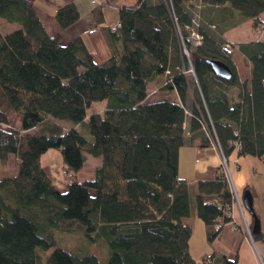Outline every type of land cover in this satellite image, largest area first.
I'll use <instances>...</instances> for the list:
<instances>
[{
    "label": "trees",
    "instance_id": "16d2710c",
    "mask_svg": "<svg viewBox=\"0 0 264 264\" xmlns=\"http://www.w3.org/2000/svg\"><path fill=\"white\" fill-rule=\"evenodd\" d=\"M196 3L226 6L231 16L239 13L264 30V0H137L120 8L119 28L105 29L110 56L98 62L83 38L63 41L62 32L81 19L76 3L58 7L59 32L50 34L32 0H0V19L19 26L0 30V161L19 160L17 174L0 180V264H101L95 254L77 252L88 251L80 243L58 247L57 231L104 238L107 264H197L193 227L184 221L191 215V186L179 178V154L197 144L220 147L228 159L235 151L264 159V43L239 45L253 63L252 79L231 102L206 62L226 63L236 84L225 40L201 25L195 30L202 45L187 39ZM103 10H93L96 26ZM180 36L190 58L182 55ZM190 69L195 92L185 73ZM153 86L176 92L180 102L148 101ZM103 101L102 113L88 114ZM16 115L20 128L11 124ZM54 149L71 176L64 192L41 163ZM87 155L102 163L92 179L78 181ZM197 189L196 212L213 243L233 223L234 194L223 166ZM254 239L262 243L263 233ZM203 264L238 261L213 253Z\"/></svg>",
    "mask_w": 264,
    "mask_h": 264
},
{
    "label": "crops",
    "instance_id": "0c3cea01",
    "mask_svg": "<svg viewBox=\"0 0 264 264\" xmlns=\"http://www.w3.org/2000/svg\"><path fill=\"white\" fill-rule=\"evenodd\" d=\"M32 1L36 7L39 17L44 22L50 34L59 32V28L55 21V13L58 7L66 3H76L81 14V19L73 27L62 32L63 41L68 43L76 38H83L84 42L87 44L88 48L93 53L95 59L98 62H101L110 56L109 48L106 44L105 39V29L109 28L110 26H114L119 21V10L122 6H134L137 3V0ZM97 6H103L104 9L103 23L99 26H96L97 18H95L98 12L93 13V10ZM192 10L194 14H199L205 24H211L212 29L219 35V38L227 40L228 43H238V45L250 42L264 43V30L261 28L257 31L255 30V28H252L254 26V20L243 19L242 17H240L239 13H232L231 16V10L226 6H207L201 3H196L195 7ZM206 13L209 14L206 15ZM260 18L264 22V13L261 14ZM246 28L248 30H246ZM232 60L236 66L238 80L236 84L232 83V80L223 82L222 84L223 88L226 90L229 100L231 102H236L239 100L240 84L246 83L248 86L250 85L252 79L253 63L248 60L240 51L239 46L235 47ZM158 91L159 93L163 94L168 92L162 90L160 91V89L156 86H153V88L150 89L151 95L158 93ZM173 93H175L176 98H178L173 101L180 102L177 93ZM147 100H150V96ZM185 126L188 127V124H185ZM57 155L54 151L52 152L51 150H49L42 156V167L46 173L48 170L47 166H50V170L52 169L51 167H53L54 169H56V172L59 171L61 173V171L59 170L60 166H55L53 163L54 158ZM88 157L89 156L87 155V160ZM249 157L250 156L238 157L235 151L229 158L231 177L234 182V189L242 199V205L245 208L246 218H244L240 205L238 207L237 204H234L232 209L233 223L226 225L217 240L213 243H210L208 241L205 223L203 224V222L200 221L196 217V215H194L193 220L187 222L193 227L192 238L194 236L195 230H199L202 231L203 235L206 236L208 243H210V245L206 244L208 247V249L206 248L207 252H200L203 256V259L206 256H210L214 253L217 256H227L232 260L236 259L238 261V264H259L257 255L255 251H253L251 242L249 241L245 233L246 223L252 225L253 218L244 205L243 194L246 190H251V193L255 200L261 197L263 185L262 179L264 176V159H259L260 161H257L256 159H249ZM96 159L99 160V164L97 165V167H99L102 163L101 158ZM235 160H238V166L234 163ZM45 162L47 164H45ZM221 163V155L219 151L213 146L208 148H202L197 144L195 146H185L181 149L179 154V178L187 181L191 186V193L193 192V194L197 195V183L199 181L213 180L215 178L216 171L220 167ZM62 165H64V163L61 160V166ZM52 174L55 173L52 171ZM64 180L65 179H63L62 177V181H58L59 186L53 181L52 183L59 191H66L67 187H65ZM192 238L190 241V250L193 257L195 258L192 247V245L194 244L192 243Z\"/></svg>",
    "mask_w": 264,
    "mask_h": 264
},
{
    "label": "rangeland",
    "instance_id": "374dc122",
    "mask_svg": "<svg viewBox=\"0 0 264 264\" xmlns=\"http://www.w3.org/2000/svg\"><path fill=\"white\" fill-rule=\"evenodd\" d=\"M151 1L153 3H156L157 0H151ZM208 14L209 13H206V15H208ZM193 17H194L193 22L195 24H194V27H192L190 30H192V29L195 30V28H197L201 25V27H204L206 29V32L209 33L210 36H212V37L214 36L216 39H221V38H219V35L212 29V27H210L208 24L204 23V21L201 19V17L199 16L198 13L194 14ZM18 28H19L18 24L8 23L4 19H0V30L3 31L4 33L13 32L14 30H16ZM252 28H255V26H253ZM246 30H248V29L246 28ZM255 30L258 31L259 29L255 28ZM180 38H181L180 40L182 42V37L180 36ZM225 43H226V48L231 52V57H233L235 47L239 46L240 44L239 45H238V43H232L231 44V43H228L227 40H225ZM189 53H190L189 57H191V52H189ZM188 63L191 66L189 61H188ZM187 76H188V79H189L191 86L193 87L192 92H195L196 80L194 78V75L192 73H187ZM223 82H227V81L224 80ZM163 98H169L170 100L178 99V98H176V94L173 92H166L163 94V93H159V91H158V93L150 95L149 101H159L161 99L163 100ZM193 100L194 99L189 98V100H188L189 107H190V104L193 102ZM106 106H107V101L96 102L88 110V114L90 115L94 112H98V113L102 112L106 108ZM18 117H19V115L14 116V118L11 121V124L14 128H20V118H18ZM80 130L84 134L85 137H87L88 139H92V136L89 133L87 126L80 127ZM51 151L52 152L54 151L56 155L58 154L56 156L57 159L55 157L53 163L55 166H60L59 170L61 171L62 174L59 171L56 172L55 171L56 169H54L53 167H51L52 169L50 170V166H47L48 167L47 173L50 176V177L49 176L48 177L50 179H52L51 181L55 182L56 184L59 183L58 181H62V177H63V179H65L64 183H65V187H66L67 184L71 181V176L65 172L64 165L61 166V160L63 161L62 154L60 151L58 152L55 149L51 150ZM88 156L89 157H88L87 163L85 164L83 169L76 175L77 178L75 177L76 180H78V181H84L87 179H92L94 176L93 171L97 167V165L99 164L98 159H96L90 155H88ZM251 158L256 159L257 161H260L259 159H261L258 157L253 158V156H250L249 159H251ZM41 163H42V161H41ZM45 164H47V163L45 162ZM18 165H19V160L16 159L15 157H10L6 163H3L0 161V180L15 176L18 172ZM220 167H222V164L220 165ZM52 171L55 174H52ZM54 176H55V178H54ZM262 180H263V185H262L261 197L257 198L256 200L254 198V206H255V210H256L258 216L261 219L262 228L264 230V176H263ZM58 186H59V184H58ZM64 191H62V192H64ZM233 194H234V192H233ZM196 198H197V195L193 194V192H192V194H191V215L189 218L184 219V221L186 223L193 220L194 215H196V217L200 221L203 222V220L197 215V212H196ZM234 199H235V194H234ZM235 203L237 204L236 199H235ZM237 206L239 207V205H237ZM203 224H204V222H203ZM56 236H57V240H58V247H61V248L66 249V250H72V247L74 245H77L80 243L79 246L86 247L85 249H87L88 251H77V252H79L80 254H84L85 252L86 253H93L98 257L101 264H107L110 254H109V247H108L107 242L105 241L104 238L98 239L95 242V241H92V239L84 237V240H85L84 241L83 237L80 236L78 234V232H72V233L67 234V233H64L62 231H57ZM254 241L255 242H253L251 240V245L253 247V251H255V253L257 255L256 251H260V252L264 251V246H263V243L259 242L258 240L254 239ZM192 243H194L192 245V247H193V252H194V256H195V260H196L197 264H203V256L201 255L200 252H203V253L207 252L206 248L208 249V247L206 244L210 245V243H208L207 238H206V236L203 235L202 231H199V230H195L194 236L192 238ZM54 249L55 248H52L51 250L46 251L45 255L51 254ZM261 253L264 254V252H261ZM258 263L260 264L259 260H258Z\"/></svg>",
    "mask_w": 264,
    "mask_h": 264
},
{
    "label": "built area",
    "instance_id": "2783aa9c",
    "mask_svg": "<svg viewBox=\"0 0 264 264\" xmlns=\"http://www.w3.org/2000/svg\"><path fill=\"white\" fill-rule=\"evenodd\" d=\"M121 25H120V23H117V24H115L113 27H112V29L113 30H116L117 28H119ZM190 36H189V38H187L188 39V41H191L192 42V44H193V46H200V45H202V43H203V37L201 36V35H199L198 33H197V31L196 30H190ZM187 41V40H186ZM181 43H183V45H182V55L183 56H185V57H187V58H190L189 56H190V51H189V49L185 46V42H184V38H182V42ZM189 51V52H188ZM168 73H170L169 71H168ZM186 74L187 73H192L193 75H194V72H193V69H190L188 72L186 71L185 72ZM194 78H195V75H194ZM217 149H218V151H219V153L221 154V159H222V166H223V168H224V170H225V172H226V174L228 175V179H229V182H230V185H231V187H232V191L234 192V194H235V199H236V202H237V205H240V207H241V210H242V213H243V215H244V218H246V216H245V208L243 207V205H242V199H241V197L235 192V189H234V182H233V179H232V177H231V171H230V160L228 159V158H226V157H224V155L221 153V150H220V147L218 148V147H216ZM238 151V150H237ZM237 166H238V160H235V162H234ZM235 199H234V204H236L235 203ZM245 233H246V235H247V238L249 239V241L251 242V240L253 241V242H255L254 241V234H253V230H252V225H250V224H248V223H246V226H245ZM257 252V258H258V260L260 261V264H264V254H262L260 251H256Z\"/></svg>",
    "mask_w": 264,
    "mask_h": 264
},
{
    "label": "water",
    "instance_id": "95a60500",
    "mask_svg": "<svg viewBox=\"0 0 264 264\" xmlns=\"http://www.w3.org/2000/svg\"><path fill=\"white\" fill-rule=\"evenodd\" d=\"M206 62L210 65L213 74L225 81H231L234 77V72L226 63L220 60H206ZM244 205L253 218V234L260 235L263 233L262 243L264 246V232L262 228V222L260 217L258 216L255 206H254V198L251 193V190H246L243 194Z\"/></svg>",
    "mask_w": 264,
    "mask_h": 264
}]
</instances>
